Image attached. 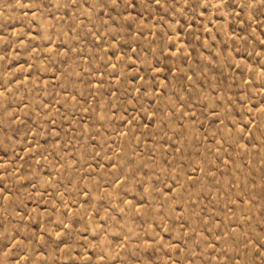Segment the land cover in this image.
<instances>
[{
	"label": "rangeland",
	"instance_id": "obj_1",
	"mask_svg": "<svg viewBox=\"0 0 264 264\" xmlns=\"http://www.w3.org/2000/svg\"><path fill=\"white\" fill-rule=\"evenodd\" d=\"M0 264H264V0H0Z\"/></svg>",
	"mask_w": 264,
	"mask_h": 264
}]
</instances>
